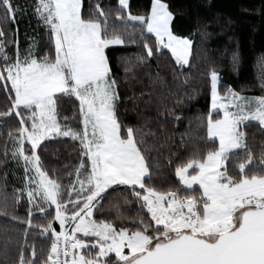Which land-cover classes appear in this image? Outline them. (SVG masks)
<instances>
[{
    "label": "snow or ice",
    "instance_id": "snow-or-ice-1",
    "mask_svg": "<svg viewBox=\"0 0 264 264\" xmlns=\"http://www.w3.org/2000/svg\"><path fill=\"white\" fill-rule=\"evenodd\" d=\"M82 8V0H36L34 13L51 45L42 56L34 54L35 42L21 56L18 41L0 39V92L6 102L0 121L18 120L8 139L27 180L16 199L27 196L28 229L50 240L46 259L37 260L32 245L30 256L20 250L18 264H264V147L256 163L243 131L248 121L264 127V95L246 97L229 88L221 97L220 74L210 68L205 154L198 149L181 159L175 166L178 186L159 190L150 183L141 129L118 117L119 81L107 50L139 43L143 51L136 65H144L166 55V49L177 75H184L193 41L173 33L174 16L164 0H151L145 14L126 16L129 0H118L119 23H109L113 11L105 12L99 3L87 15ZM17 11L13 0H0V22L14 21ZM0 37H5L2 28ZM9 43L17 45L15 56L8 55ZM232 61L238 62L235 53ZM133 67L125 66V73ZM77 101L73 119L79 126L67 116L61 123L64 105ZM58 138L79 147L75 179L67 186L49 175L38 151ZM114 186H127L140 205L131 227L94 218L103 194ZM34 210L46 223L33 222Z\"/></svg>",
    "mask_w": 264,
    "mask_h": 264
},
{
    "label": "trees",
    "instance_id": "trees-1",
    "mask_svg": "<svg viewBox=\"0 0 264 264\" xmlns=\"http://www.w3.org/2000/svg\"><path fill=\"white\" fill-rule=\"evenodd\" d=\"M164 2L174 16L171 23L173 33L193 41L191 67L184 68V75H177L179 70L166 49V55L153 57L144 65H136V57L143 51L139 43L113 46L107 50L113 75L119 81L118 117L122 124L141 129L146 141V159L151 166L150 183L159 190L178 186L175 166L181 159L196 154L198 149L201 155L205 154L203 137L206 129L202 125L210 111V68L215 67L220 74L218 92L221 96L229 88L246 97L264 95L261 87L264 83V0ZM13 3L18 7L15 20L9 18L7 22H0V28L5 31V37L0 39L18 41L22 54L35 42L34 54L42 56L51 45L46 28L34 13L36 0H13ZM82 3L85 15L99 3L105 12L113 11L109 23H119L114 15L118 0H82ZM150 8L151 0H129L124 15L129 11L132 15L145 14ZM136 36L138 39L139 33ZM16 47L15 43L8 44L9 56H15ZM233 53L238 57L235 65ZM132 65H135L132 71L125 73V66ZM185 80L188 82L184 83ZM178 100L181 102L177 103ZM77 105L78 101L64 105L61 123L67 116L68 123L79 126L78 120L73 119ZM5 108V96L0 92V110ZM17 126L18 120L15 119H10L7 124L0 121V264H18L20 250L30 256L32 245L37 260L46 259L50 250L47 237L37 235L38 229H28L27 196L17 203L20 190L26 186L23 163L12 158V142L8 139V131ZM243 131L256 163H259L264 147V127L249 122ZM45 144L46 149L38 150L45 170L67 186L75 179L74 166L80 159L78 143L58 138L45 141ZM69 172L73 175L69 176ZM126 188L114 186L115 190L110 188L104 193L103 206L94 210V218L131 227L140 217V205L135 203ZM117 212L122 214V220L116 219ZM33 222L46 223L36 210L33 211ZM54 227L59 230L58 223Z\"/></svg>",
    "mask_w": 264,
    "mask_h": 264
},
{
    "label": "rangeland",
    "instance_id": "rangeland-1",
    "mask_svg": "<svg viewBox=\"0 0 264 264\" xmlns=\"http://www.w3.org/2000/svg\"><path fill=\"white\" fill-rule=\"evenodd\" d=\"M181 37V36H180ZM20 54H21V56H23V54L20 52ZM241 96H243V95H241ZM221 97H223V96H221ZM247 97H254V96H247ZM210 106H211V93H210ZM249 122H254V123H258V122H256V121H248V122H246V124L247 123H249ZM259 124V123H258ZM21 163H23V161H20ZM191 171V170H190ZM31 173V172H30ZM33 173H31L30 175H32ZM26 184H27V180H26ZM182 186V185H181ZM183 187V186H182ZM194 188L195 187H197L198 188V185H194L193 186ZM114 255V254H113Z\"/></svg>",
    "mask_w": 264,
    "mask_h": 264
},
{
    "label": "crops",
    "instance_id": "crops-1",
    "mask_svg": "<svg viewBox=\"0 0 264 264\" xmlns=\"http://www.w3.org/2000/svg\"><path fill=\"white\" fill-rule=\"evenodd\" d=\"M124 187H127V186H124Z\"/></svg>",
    "mask_w": 264,
    "mask_h": 264
}]
</instances>
